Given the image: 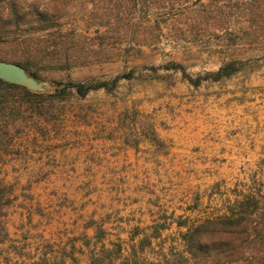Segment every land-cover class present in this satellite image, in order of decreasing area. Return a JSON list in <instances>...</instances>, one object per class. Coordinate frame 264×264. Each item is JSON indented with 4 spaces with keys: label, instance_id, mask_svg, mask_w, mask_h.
Returning <instances> with one entry per match:
<instances>
[{
    "label": "rangeland",
    "instance_id": "1",
    "mask_svg": "<svg viewBox=\"0 0 264 264\" xmlns=\"http://www.w3.org/2000/svg\"><path fill=\"white\" fill-rule=\"evenodd\" d=\"M152 1L0 0V61L43 85L0 84V264H86L92 219L113 241L158 229L166 249L229 190L264 193V64L212 77L264 56V24L232 46L205 8Z\"/></svg>",
    "mask_w": 264,
    "mask_h": 264
},
{
    "label": "trees",
    "instance_id": "2",
    "mask_svg": "<svg viewBox=\"0 0 264 264\" xmlns=\"http://www.w3.org/2000/svg\"><path fill=\"white\" fill-rule=\"evenodd\" d=\"M146 1L157 4L152 0ZM170 4L189 10L205 8L214 16L213 19L227 26L222 37L232 46L248 38L258 40L261 37L264 0H170ZM252 61H262L264 64V56L246 62L230 61L213 73L212 77L215 81L229 78ZM14 64L32 76L27 62ZM177 68L180 67H173V70ZM123 79L129 77L117 76L112 80L95 83H70L69 87L76 96L85 97L94 91L110 92ZM0 84L14 87L2 81ZM151 133L156 142L158 139L154 129ZM229 193L232 198L227 199V205L220 215L208 216L194 224L178 225L181 231L171 244L166 245V249L159 243L163 239L158 229L146 233L136 227L126 239L121 237L123 233L120 232L113 241L109 239L112 234L105 228V223L92 219L86 230L92 228L93 235L85 233L83 247L87 252H83L82 256L85 253L86 264H264V193L253 189L240 191L238 187L234 191L229 190ZM7 239L8 234L1 230L0 244ZM73 250H76L74 246ZM150 255L153 257L150 258ZM51 260L46 258L45 262L49 264ZM54 260L59 262L53 264H66L58 255ZM70 260L80 264L75 255Z\"/></svg>",
    "mask_w": 264,
    "mask_h": 264
},
{
    "label": "water",
    "instance_id": "3",
    "mask_svg": "<svg viewBox=\"0 0 264 264\" xmlns=\"http://www.w3.org/2000/svg\"><path fill=\"white\" fill-rule=\"evenodd\" d=\"M0 81L32 92L43 90V85L29 76L21 66L10 62L0 61Z\"/></svg>",
    "mask_w": 264,
    "mask_h": 264
}]
</instances>
